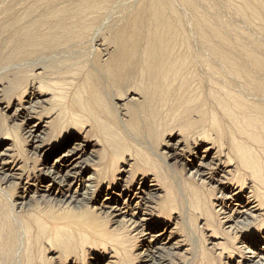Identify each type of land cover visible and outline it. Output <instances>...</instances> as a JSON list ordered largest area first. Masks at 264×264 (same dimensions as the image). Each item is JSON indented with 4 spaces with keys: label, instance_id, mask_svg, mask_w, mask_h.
I'll return each mask as SVG.
<instances>
[{
    "label": "bare ground",
    "instance_id": "6f19581e",
    "mask_svg": "<svg viewBox=\"0 0 264 264\" xmlns=\"http://www.w3.org/2000/svg\"><path fill=\"white\" fill-rule=\"evenodd\" d=\"M0 72L47 181L16 200L0 187V264H129L140 228L151 262L178 249V211L234 232L223 264H264V0H0ZM16 134L0 158L21 148ZM35 197L66 211L31 210Z\"/></svg>",
    "mask_w": 264,
    "mask_h": 264
},
{
    "label": "rangeland",
    "instance_id": "374dc122",
    "mask_svg": "<svg viewBox=\"0 0 264 264\" xmlns=\"http://www.w3.org/2000/svg\"><path fill=\"white\" fill-rule=\"evenodd\" d=\"M0 77H1L0 78V100H1L0 101V150H1V147L3 148L1 136L3 135V133H6V131H8V132L11 131L12 136L14 137V139L11 138L9 145H11V143H13V141H15V134H16L17 130H18L17 131L18 134H16V136L20 139V142H21L22 138L26 139L25 141L21 142V145H22L21 148L20 147L12 148V150H11L12 152L7 153L9 155H7L6 157L0 158V163L3 162L2 160H4V159H5V161L9 162V165L7 166V171L5 173V174H9L8 175L9 178H7V180L4 181L3 180L4 176L0 175V187L4 188L5 191L10 193L9 195L16 200L17 197H19L21 195L23 188L27 189V187H28V189L31 190V192L33 194V190H35L36 186H37V188H39L41 185L45 186L47 184V181L43 182V180L41 178L40 169L42 168V165H40V164H42V162H43L42 159L35 158L34 156H32L33 155L32 154L33 150L31 147L32 143L30 142L31 140L27 138L28 135H26V132H27L26 126L27 125L24 124L23 120H17L16 121V118L11 117L13 114V109L11 110V112H6V110H5V108L8 106L9 102L13 104L11 106L17 105V102L15 100H12V101L9 100V98H6V96L4 97V95H5L4 88H5L6 84H5L4 80H1L4 77L3 73H1V72H0ZM1 84H2V86H1ZM1 129H2V131H1ZM13 132H14V134H13ZM89 140L92 141V138H89ZM167 141H168V139H167ZM93 142L94 141H92V143ZM96 149L94 150L96 159L92 158L90 156V154L88 153L85 158H89V159L87 160V162H84L82 164L83 167L87 166L88 168L94 169L97 165L100 164V161L97 159H99V155H100V151H101L99 149H101V147H98ZM162 150H164L163 147H160V148H158L157 152L159 154H161L163 152ZM30 152H31V154H30ZM85 158H83V160ZM167 161H170L168 159V157H167ZM52 163H53V161H52ZM124 166L125 165H119V168H122ZM176 167H175V169L180 173L181 180H183L182 185H185V184L190 185V183L192 184L193 180H191V179L187 180L186 179V177L188 175L185 176L187 171L184 170L183 166L178 165ZM10 173L12 175L13 174L14 175L11 176ZM132 179H134V178L133 177L131 178V176H130L129 181L130 182L134 181ZM4 183H7V184H4ZM35 184H36V186H35ZM29 185H34V186L29 187ZM207 187H209L208 184H205L204 187L200 188V189H201V191H203L204 194L209 195L211 190L208 189ZM103 189H104V191H106L107 187L106 186L105 187L99 186L98 188H96V192L93 193L94 197L96 198V199L94 198L95 201H97V198L99 196V191L101 192V190H103ZM216 193H215L216 197L219 198L220 195H218V192H216ZM218 201H219L218 204H217V201L214 202L217 204V205L213 204L214 207L210 203V209H211L212 215H213V209L219 210L221 208V207L220 208L218 207V205L221 203V200L218 199ZM30 205H31V207H30L31 210L34 207H40L41 209L43 208V209L52 210L54 213H62L64 210L66 211V209H60V208H58V206L52 207L53 206L52 204H50L46 201H41L38 197L32 198L30 201ZM93 205L94 204H91L90 206L92 207ZM90 206H86L85 208H82V210L83 211L90 210L91 212H93L95 214V210H93ZM178 212H179V214L182 213L180 211H178ZM214 213H215V211H214ZM179 214L176 212V214L172 213V215H170L168 218H167L168 214L165 216L168 219V220L167 219L166 220H167V227L169 228V232H170V230L173 231L174 229H175L174 232L176 231L174 234L171 245H175V243H177L178 245H176V246H178V249L175 247L171 248V246L169 245L166 247L167 249L165 252L159 251V253L156 254L157 255L156 257L153 256L155 258L154 259L151 258V260H152L151 262L146 261L148 259L146 257L147 254L144 256H141V257H139L137 255L139 253L143 252V250H141L142 245H145L143 241H145L147 237H143L141 234H138L139 231L142 230L141 228L138 230L133 229L134 231L131 230L130 232H128V234L131 235L130 236L131 239H132V235L135 236V237H133V239L135 241L133 239L132 240L130 239V242L128 244V246H132V244L134 245L133 249L128 248V251L130 250V254H131V255H129V259H130L129 264H187V263L188 264H200V263H203L204 261H206L203 257L206 258L207 255H208L207 256L208 258H211L210 259L211 262L213 261V257H211L213 255L216 258L217 264H223V262H225V263L227 262V259L225 257L219 255L220 250L223 248L222 245H226L228 247L230 246V248H234V247L236 248L237 246L238 247L241 246V244L237 245V243H239L238 240H237V242H234L235 244L233 243V241L231 239L233 237H235L234 232H229L228 230L225 231L224 224H221V223L219 224V222L217 221L218 219H217L216 215H213V219H212L211 216L209 217V216H207V214H203L201 216V215H198L196 213V216H195L194 215L195 213L192 212L191 217L194 216V217H196V219H198V220L192 221L193 222L192 223L190 221V219H188L189 221L187 219H185V217L183 219L182 214L180 215V218H182L183 220L180 218H179V220H176L175 218H177L179 216ZM208 217L210 218V220ZM214 217H215V219H214ZM262 218H264V217H262ZM262 218H261V220H262ZM211 220H213V221H211ZM195 221H196V223H195ZM214 221L216 224L214 223ZM255 223H257L256 225L261 223L260 219H258ZM189 224H193L192 227H190V229H189V226H191V225H189ZM213 224H214V228H217L216 230H219L218 233L220 232L219 236H217V237L211 235L212 233H211L210 229H212V228L210 226H208V225H213ZM123 225H124V223L120 222L119 224H117L114 227L118 231V230H120L121 227H123ZM110 226H112V224H109V227ZM114 227H111V228L114 229ZM208 227H210V228H208ZM252 228H249L248 232H246L249 236H252L253 234L257 233V231H255L256 227L254 229H252ZM241 231H243V230H241ZM241 231L238 232L237 235L241 236L240 235ZM263 233H264V230H263ZM140 236H142V237L140 238ZM138 237H139V239H137ZM135 246H137V247H135ZM203 253H205V254H203ZM108 254L109 253L107 252V255ZM20 257H21V255H20ZM20 257H19V259H20ZM48 257H49L48 254L45 255V258H48ZM240 257L241 256L238 253L237 256H235V259L237 261H239ZM59 259L60 258L55 259V256H54V264H58L62 261V259L61 260H59ZM84 260H82L84 262L81 261L82 263L80 262V264H93L94 263V261H93L94 257L92 255H89V254H86V257ZM22 263H23L22 259H20V260L17 259L14 264H22ZM4 264H6V262H4Z\"/></svg>",
    "mask_w": 264,
    "mask_h": 264
}]
</instances>
